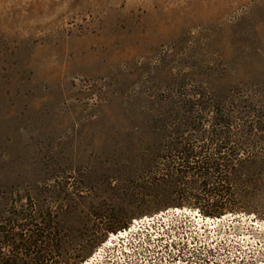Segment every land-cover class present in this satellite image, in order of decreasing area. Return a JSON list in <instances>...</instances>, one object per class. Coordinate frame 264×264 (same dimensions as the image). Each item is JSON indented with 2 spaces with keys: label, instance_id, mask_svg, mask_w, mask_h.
<instances>
[{
  "label": "rangeland",
  "instance_id": "374dc122",
  "mask_svg": "<svg viewBox=\"0 0 264 264\" xmlns=\"http://www.w3.org/2000/svg\"><path fill=\"white\" fill-rule=\"evenodd\" d=\"M259 75L264 0H0V198L35 200L39 183L66 174L85 183L71 210L51 202L74 211L68 228L100 226L99 208L156 213L118 192L163 173L143 160L160 147L145 123L155 101L179 100L182 85L264 92ZM253 203L245 212L264 222V193Z\"/></svg>",
  "mask_w": 264,
  "mask_h": 264
},
{
  "label": "trees",
  "instance_id": "16d2710c",
  "mask_svg": "<svg viewBox=\"0 0 264 264\" xmlns=\"http://www.w3.org/2000/svg\"><path fill=\"white\" fill-rule=\"evenodd\" d=\"M257 81L263 85L264 77ZM251 85L221 95L208 86L182 85L179 100L157 99L156 118L146 116L145 123L159 128L162 141L165 135L175 138L163 145L159 140L160 147L149 149L143 160L150 171L154 162L163 173L118 192L129 204L155 209L188 207L209 217L249 214L245 211L253 210V201L264 193V148L259 147L264 141V92L248 89ZM206 127L210 130L203 131ZM186 134L190 137L184 138ZM68 179L66 174L60 180L56 175L39 183L35 200L29 197L26 203L0 198V264H79L108 233L131 222L134 214L99 208L90 215L100 226L85 233L65 226L74 211L53 212L51 202L71 210L78 202L75 193L85 189L79 180L70 190ZM103 184L110 192L117 191L109 180Z\"/></svg>",
  "mask_w": 264,
  "mask_h": 264
},
{
  "label": "built area",
  "instance_id": "2783aa9c",
  "mask_svg": "<svg viewBox=\"0 0 264 264\" xmlns=\"http://www.w3.org/2000/svg\"><path fill=\"white\" fill-rule=\"evenodd\" d=\"M79 264H264V222L167 208L108 233Z\"/></svg>",
  "mask_w": 264,
  "mask_h": 264
}]
</instances>
